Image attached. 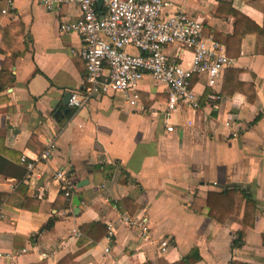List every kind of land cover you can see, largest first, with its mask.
<instances>
[{
	"label": "crops",
	"instance_id": "1",
	"mask_svg": "<svg viewBox=\"0 0 264 264\" xmlns=\"http://www.w3.org/2000/svg\"><path fill=\"white\" fill-rule=\"evenodd\" d=\"M9 1L0 0V250L12 257L0 264H188L193 250L199 260L192 264H264V0H164L167 11L200 22L203 37L232 60L214 88L219 102L208 104L212 90L194 77L199 109L183 106L168 119L166 88L150 76L139 84L142 113L110 94L77 111L64 107L86 76L81 38L59 29L79 18L78 6L48 11L41 0ZM165 53L184 64L192 57L179 46ZM48 140L54 150L46 167L36 166L41 180L25 181L21 156L37 159ZM61 168L82 197L76 214L74 196L67 200L52 179ZM233 188L257 204L252 228L245 201L238 214L233 205L218 212L221 223L207 216L208 194ZM124 216L145 218L146 234ZM50 220L53 228L40 232ZM93 224L106 234L89 246L81 229ZM164 240L170 246L161 254Z\"/></svg>",
	"mask_w": 264,
	"mask_h": 264
},
{
	"label": "built area",
	"instance_id": "2",
	"mask_svg": "<svg viewBox=\"0 0 264 264\" xmlns=\"http://www.w3.org/2000/svg\"><path fill=\"white\" fill-rule=\"evenodd\" d=\"M41 2L48 11L69 4H76L79 8L80 16L76 21L65 22L59 27L61 32L74 33L81 38L79 55L86 70L82 87L69 92V109L77 111L94 96L110 94L119 96L135 112L142 113L145 107L139 96V84L145 76L166 88L165 119L183 106L190 110L199 109L192 86L194 77H205L206 86L212 90L207 95L208 104L221 100L214 88L232 60L222 46L203 37L200 22L180 11H167L168 4L164 0H101L100 7L98 0ZM8 3L11 2L8 0ZM170 46L189 51L192 55L190 62L184 64L169 59L165 51ZM166 131L172 133L173 126L167 127ZM235 136L236 133L233 134ZM53 150L54 142L48 140L37 159L21 156L20 164L26 169L25 181L34 183L41 180L43 172L36 170V166L46 167ZM52 179L59 184L67 200L74 196L76 186L70 171L58 169L52 174ZM138 217L124 216L121 220L128 227L139 228L144 235L148 230L146 219ZM113 234L114 228L109 224L106 240L110 243ZM169 246V241H162L160 253H165ZM104 251L107 254L109 248ZM10 257L11 254L0 250V261Z\"/></svg>",
	"mask_w": 264,
	"mask_h": 264
},
{
	"label": "trees",
	"instance_id": "3",
	"mask_svg": "<svg viewBox=\"0 0 264 264\" xmlns=\"http://www.w3.org/2000/svg\"><path fill=\"white\" fill-rule=\"evenodd\" d=\"M232 14L237 21L247 20L241 14L235 11H233ZM253 31L259 36V38L262 37L263 32L257 26L253 25ZM0 32H3V30H0ZM234 35L235 37L233 39L237 37V39L235 40L239 42L241 36H238L236 32H234ZM13 55H15L16 57L22 56L23 51L22 53H14ZM72 112L73 111L70 110L68 115L69 118L72 115ZM2 201H3V197H0V205ZM242 201H245L247 205L246 214H245V225L249 228H252L254 224V212L257 207V204L253 200L252 196L249 194L248 191L233 188L232 190H224L222 193H210L208 194L204 204L208 208L207 216L210 219L216 220L217 222L221 223L223 221V218L220 219L217 217L218 212H222L224 209L226 208L228 209L230 205H233V214H238ZM192 208L195 209L194 206H192ZM229 213H230L229 211H226L224 213V217ZM53 225H54V220L48 221L46 226L43 227L40 232L50 231L53 228ZM87 229L89 230V232L91 230L92 231L89 233ZM81 232L85 237L92 240L89 246H93L95 243H97V241L101 237H103V235L106 234V229L100 224H93L89 227L87 226L85 228H82ZM96 232H100L99 236L93 235ZM81 242H84V240H80L79 244ZM261 244L264 249V234L261 236ZM239 246L240 243L236 242V240H233V247H239ZM197 260H199L197 256V251L193 250L191 254L188 256V264H192ZM179 264H184V262H181ZM231 264H242V263L232 262Z\"/></svg>",
	"mask_w": 264,
	"mask_h": 264
},
{
	"label": "water",
	"instance_id": "4",
	"mask_svg": "<svg viewBox=\"0 0 264 264\" xmlns=\"http://www.w3.org/2000/svg\"><path fill=\"white\" fill-rule=\"evenodd\" d=\"M100 4H101V0H98V5H100ZM69 98H70V94L67 93V94L64 96V99H63V106H64V107L67 106ZM67 111H68V110L66 109V110L64 111V113H67ZM58 113H60V112H58ZM81 186H82V184L79 185L78 188H80ZM81 200H82V197H81L80 195H75V196L72 198V200H71V205H72V207L74 208V214L77 213V211H78V209H79V205H80V203H81Z\"/></svg>",
	"mask_w": 264,
	"mask_h": 264
}]
</instances>
